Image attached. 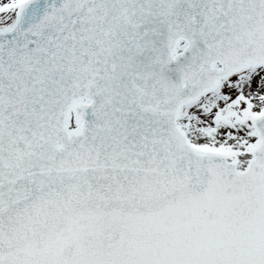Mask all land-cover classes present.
Returning <instances> with one entry per match:
<instances>
[{
	"label": "snow or ice",
	"instance_id": "snow-or-ice-1",
	"mask_svg": "<svg viewBox=\"0 0 264 264\" xmlns=\"http://www.w3.org/2000/svg\"><path fill=\"white\" fill-rule=\"evenodd\" d=\"M0 264H264V0H0Z\"/></svg>",
	"mask_w": 264,
	"mask_h": 264
}]
</instances>
